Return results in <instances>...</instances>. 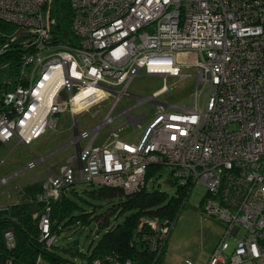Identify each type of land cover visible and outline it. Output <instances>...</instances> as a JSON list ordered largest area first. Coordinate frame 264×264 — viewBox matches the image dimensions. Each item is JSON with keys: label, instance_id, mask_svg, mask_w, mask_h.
I'll return each mask as SVG.
<instances>
[{"label": "built area", "instance_id": "obj_1", "mask_svg": "<svg viewBox=\"0 0 264 264\" xmlns=\"http://www.w3.org/2000/svg\"><path fill=\"white\" fill-rule=\"evenodd\" d=\"M56 1L0 0V19L21 28L4 39L22 50L14 73L0 75V142L32 143L63 110L75 132L77 155L60 174L49 172L38 197L44 238L55 240L49 203L64 187L83 182L131 193L156 179L147 171L157 165L169 169L183 201L196 183L205 186L204 209L225 226L207 264H264V0H68L67 14ZM187 67L197 69L191 106L158 107L135 143L121 139L120 126L109 128L120 116L127 126L134 107L154 102L157 93L138 96L114 114L139 72L166 79ZM110 97L102 122L79 132L76 115ZM143 223L144 241L160 252L173 221ZM5 236L14 245L13 233Z\"/></svg>", "mask_w": 264, "mask_h": 264}, {"label": "rangeland", "instance_id": "obj_2", "mask_svg": "<svg viewBox=\"0 0 264 264\" xmlns=\"http://www.w3.org/2000/svg\"><path fill=\"white\" fill-rule=\"evenodd\" d=\"M55 8L52 17L56 16ZM20 31L21 28H16L9 34V37L17 36ZM196 75L197 69L195 67L183 68L180 76L166 77V79L161 75H146L144 72H139L127 88L130 96H123L115 108L114 114L134 105L138 96L148 97L157 93L154 96V102L151 105L149 102H142L134 107L130 111L131 120L127 126L125 125L127 117L120 116L110 124L109 128L120 126L118 135L122 136V140L128 138L131 141L149 123L158 107L171 110L172 107L191 106L193 104L192 96L196 90ZM165 86L166 88H164ZM113 99L110 97L91 106L88 111L78 113L76 115L77 130L80 132L100 124ZM136 117H142L144 120L135 123L132 119ZM58 118L59 122L56 128L49 126L46 132L32 143L28 145L17 144L14 140L10 147L3 146L0 149V209L22 201H30L33 196L38 199L42 194V189H38L46 183L49 172L60 174L63 167L70 165L69 159L77 155L76 145L70 143L75 133L71 113L68 110H63ZM109 128H103L95 145L102 143ZM87 142V139H83L79 146L85 147ZM131 142L135 143L136 141L132 140ZM43 157H45L43 161L30 166ZM85 160L82 161L83 166ZM75 169L76 165L73 163L71 171L75 173ZM158 174L159 176L153 182L154 187L167 192L169 195H174L176 186L171 179L169 169L161 167L156 172V176ZM85 185L81 182L74 184L76 190L82 195L87 193V190H83ZM35 192L36 194H34ZM205 194V186L202 183H196L186 196L165 240L161 257L162 264H207L213 249L223 235L225 226L223 222L209 215L204 209ZM209 199L211 197H208ZM34 202L36 203V201ZM83 205L85 211L89 212L90 207ZM34 207L37 208L38 205ZM97 236L93 223L85 226L72 223L62 225L57 233L54 250L62 256L81 261L82 257L71 252H65L63 248L69 242L74 241L73 248L85 253L90 242L97 240ZM44 263L48 264L44 261L39 262V264Z\"/></svg>", "mask_w": 264, "mask_h": 264}, {"label": "trees", "instance_id": "obj_3", "mask_svg": "<svg viewBox=\"0 0 264 264\" xmlns=\"http://www.w3.org/2000/svg\"><path fill=\"white\" fill-rule=\"evenodd\" d=\"M56 4L58 5V0ZM61 8L68 13V0H62ZM15 29L16 26L0 19V75L2 72L14 73V65H18L22 50L17 43L7 44L4 39ZM5 44L7 46L3 49ZM3 146L0 142V149ZM160 169L157 165L150 166L147 177ZM158 176L159 174L155 178ZM154 180L131 193L120 187L85 183L83 190H87V193H83L84 196L76 190L74 184L64 187L59 197L51 199L49 203L50 234L55 236V240L51 242L44 238L40 228L45 204L36 196L30 201L1 208L0 264H39L40 261L48 264H113L119 261L123 264L127 260L137 264H162L164 246L160 252L150 249L149 241L146 242L143 238V235L149 233L148 225H142L143 220L158 217L173 221L183 204V196L178 188L174 195L159 190L154 187ZM40 189L42 188L38 190ZM35 204L38 205L37 208L34 207ZM83 204L90 207L89 212L85 211ZM70 223L81 226L93 223L98 235L95 242H90L85 253L73 248L74 241L63 248L65 252L82 257L81 261L62 256L54 250L60 226ZM9 231L14 236L11 241L14 245L11 246L5 236Z\"/></svg>", "mask_w": 264, "mask_h": 264}, {"label": "crops", "instance_id": "obj_4", "mask_svg": "<svg viewBox=\"0 0 264 264\" xmlns=\"http://www.w3.org/2000/svg\"><path fill=\"white\" fill-rule=\"evenodd\" d=\"M58 122H59V118H58ZM58 122H57V123H58ZM56 125H57V124H56ZM55 128H56V127H55ZM126 139L130 141V139H128V138H126ZM132 140H133V139H132ZM132 140H131V141H132ZM70 143H71V141H70ZM54 152H55V151H54ZM75 173H76V169H75ZM44 264H45V263H44Z\"/></svg>", "mask_w": 264, "mask_h": 264}]
</instances>
